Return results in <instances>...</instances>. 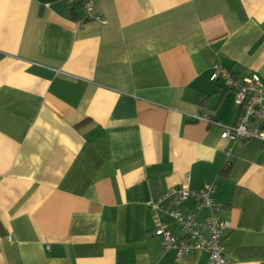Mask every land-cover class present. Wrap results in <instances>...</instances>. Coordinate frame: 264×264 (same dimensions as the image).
<instances>
[{"label":"crops","instance_id":"1","mask_svg":"<svg viewBox=\"0 0 264 264\" xmlns=\"http://www.w3.org/2000/svg\"><path fill=\"white\" fill-rule=\"evenodd\" d=\"M79 2L0 0V264H212L164 249L146 204L212 182L223 264H264V147L221 138L240 108L210 80L264 82V0Z\"/></svg>","mask_w":264,"mask_h":264},{"label":"built area","instance_id":"2","mask_svg":"<svg viewBox=\"0 0 264 264\" xmlns=\"http://www.w3.org/2000/svg\"><path fill=\"white\" fill-rule=\"evenodd\" d=\"M76 1L67 0L68 3ZM78 4L83 10L80 22L87 19L104 21L100 14L95 13L93 0H80ZM210 80H221L224 87L232 91L233 104L240 108L237 122L223 126L221 138L231 141L257 138L264 147V82L259 75L246 72L237 76L215 63ZM192 117L197 121L215 123L209 115L192 114ZM225 155L224 164L227 165L230 151L227 150ZM214 189L213 182L200 190L189 186H173L146 201L147 206L154 211V235L161 238L164 249H174L177 260L191 251L200 250L209 254L212 264L225 263L224 239L229 223L218 218L219 205L213 197ZM188 198L195 200V209L184 212L181 207ZM202 209H206L207 213L203 219H199ZM160 211H165L172 218L176 232L158 215Z\"/></svg>","mask_w":264,"mask_h":264},{"label":"trees","instance_id":"3","mask_svg":"<svg viewBox=\"0 0 264 264\" xmlns=\"http://www.w3.org/2000/svg\"><path fill=\"white\" fill-rule=\"evenodd\" d=\"M212 82H216V81H212Z\"/></svg>","mask_w":264,"mask_h":264}]
</instances>
